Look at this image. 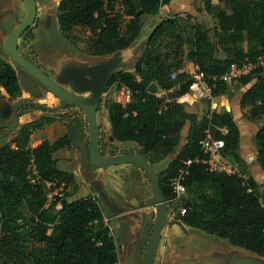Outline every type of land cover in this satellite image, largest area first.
I'll list each match as a JSON object with an SVG mask.
<instances>
[{"label":"trees","instance_id":"16d2710c","mask_svg":"<svg viewBox=\"0 0 264 264\" xmlns=\"http://www.w3.org/2000/svg\"><path fill=\"white\" fill-rule=\"evenodd\" d=\"M168 2L59 0L57 7L63 36L76 43L81 38L80 31L87 30L85 51L95 56H109L127 49L148 30L144 42L136 48L132 71L114 72L108 80V84L117 82V87L124 85L133 91L125 104L111 99L107 112L112 139L134 145L121 147L112 143L107 153L101 143L100 148L102 154L112 156L138 152L153 164L179 147L159 173L165 201L173 196L171 179L177 175L182 161L197 155L204 158L199 145L204 126L179 100L158 113L161 100L148 90L149 84L170 89L180 82V89L174 94L184 97L188 88V81L183 82L186 75L179 73L176 80H171L169 73L182 68L185 60L197 64L208 77H219L233 64L264 56V0H202L201 9L216 21L212 30L204 22L192 21L189 14H175L152 23L150 19L157 8ZM143 15H150L148 22H143ZM241 42H245L244 47L239 45ZM237 80L248 86L240 97V106L248 107L250 119H261L264 70L257 69ZM208 82L213 96L226 93L228 83L209 78ZM0 88L7 94L6 97L0 93V100L15 99L21 92L15 69L1 57ZM55 119L66 118L48 115L22 124L11 139L14 147L10 144L0 147V264H117V244L96 198L86 196L68 201L65 194L44 207L50 190L46 181L57 180L59 186L74 180L71 172L57 167L53 156L55 150L70 143L68 131L54 141L45 138L34 147L28 146L32 131ZM70 120L66 124L74 128L84 123L80 116ZM186 121V141L180 145V131ZM211 123L225 128L223 133L216 132L225 141L223 155L238 156L239 129L231 112L224 108L212 112ZM254 137L258 147L256 161L264 171V121ZM30 156L34 157L41 176L34 186L26 179ZM182 183L187 203L178 217L184 225L264 257V199L252 176L243 179L213 172L206 164L195 162L188 166ZM62 199L67 203H62Z\"/></svg>","mask_w":264,"mask_h":264},{"label":"rangeland","instance_id":"374dc122","mask_svg":"<svg viewBox=\"0 0 264 264\" xmlns=\"http://www.w3.org/2000/svg\"><path fill=\"white\" fill-rule=\"evenodd\" d=\"M58 2L59 0H36L37 10L34 23L29 30L20 35L17 42L18 50L23 57L34 63L52 78L62 68L72 62L75 65H92L112 57L113 55L95 56L85 51L84 40L89 35L87 30L80 31L81 38L76 43H71L63 36L59 30ZM196 5H202V0H195ZM155 12L154 18L151 20L152 23L158 17L164 15L163 5H160ZM15 15L16 17H14ZM24 15L25 8L22 0H0V57L13 66L21 88L19 96L11 100L2 99L0 104H11L18 99H27L39 101L49 106H56L60 103V99L52 93L46 92L43 86L14 62L4 49L5 35L8 29L19 22ZM149 18H151L150 15H143V22H148ZM194 20L203 21L210 30L216 24L215 19L206 13H200L197 19ZM147 33L148 30H145L141 40L136 43L137 45L133 44L118 53L119 62L114 71L115 73L132 71L136 48L144 42ZM222 44L225 45L224 42ZM222 44L218 45L220 49ZM239 45L244 47L245 42H241ZM184 63L185 69L188 71L191 62L185 60ZM25 80L30 82V85H28L31 88L30 91L23 87L22 81ZM227 85L226 93L228 94L234 91H242L237 79ZM116 86L117 82L106 84L105 89L101 93V102L98 105L96 114L100 129L99 140L105 153H107L106 149L109 145L115 143L114 139H107V136L110 135L107 105L113 97ZM63 87L70 89L68 83L63 84ZM0 93L7 97L3 88H0ZM78 94L86 96L88 92H79ZM187 97L188 92H186V97H180L179 99L185 110H187L185 102H189ZM214 100H212V103ZM200 102L208 105L209 100ZM203 111L205 113H199L198 116L202 127H205L209 111ZM20 112H24V117L26 116L32 121L46 113L45 110L37 107L21 108ZM74 112H77L84 121L81 134L85 153L79 154V157H83L86 156V144L88 142V127L83 111L78 108H66L57 111L59 114H66L67 117ZM0 114L3 116L2 111ZM9 119H11V115L6 118L0 117V122ZM187 129L188 122L186 121L180 131V145L186 140ZM67 131L68 127L64 122L58 119L52 120V122L32 131L28 146L37 145L39 140L45 138L48 141H54ZM6 133H8V130L4 128V130H1L0 135ZM7 144H10V142ZM10 146L14 147L11 144ZM178 148L174 149L173 155ZM74 153L75 147L73 144L60 147L53 153L57 167L73 174L74 180L72 182L65 181L62 183V196L66 194L69 201L91 195L96 198L103 214L106 216V223L115 238L119 264H131L139 260V256L143 253L146 241L152 231L156 214L153 204L148 201V198L152 196L148 177L141 169L132 164H121L104 169L93 167L91 168L93 172L90 174L89 170L82 167L80 163L75 164ZM250 155L252 156V154ZM227 156L230 160H236L242 172L248 173L250 166L246 155L241 156L238 154L237 158L233 154H228ZM172 157L167 159L170 160ZM250 160H252V157ZM249 169L251 170V167ZM102 189L107 195L103 193ZM259 194L262 195L261 189ZM55 201L58 200L55 199L52 202ZM173 207L174 205L169 204L171 210ZM152 264H264V257L258 256L240 246L231 245L225 239L194 227H187L184 230L178 225H165L161 231Z\"/></svg>","mask_w":264,"mask_h":264},{"label":"water","instance_id":"95a60500","mask_svg":"<svg viewBox=\"0 0 264 264\" xmlns=\"http://www.w3.org/2000/svg\"><path fill=\"white\" fill-rule=\"evenodd\" d=\"M22 1L25 8V15L20 19L19 23L12 28V30H10L11 27L8 29L9 33L4 41V49L14 62L20 65L25 72L37 80L47 92L52 93L58 99L62 100V102L54 107L39 101L27 99H18L11 104H0V112H3L4 110V113L2 114L3 116L0 114V117L6 118L11 115L12 118L10 123H4L2 122L3 120L0 122V131L4 128L7 130L9 129L11 132L16 130L19 124L17 111L22 105L37 107L45 110L46 113L54 112L63 107L72 105L80 108L83 111L87 122L88 142L86 144V156L80 157L78 163L87 170H90L93 167L104 169L121 164H132L141 169L150 181L152 196L148 198V201L153 204L156 214L152 231L146 241L143 254L138 264H152L160 240L161 231L165 225H178L184 230L189 226L184 225L178 215L171 214L172 210L167 208V204L160 189L159 173L167 166L173 157L170 160L167 158L173 156V154L159 162L151 164L147 161L144 155L138 152H128L113 156L104 155L100 152V129L96 119L97 106L101 101V93L105 89L110 76L114 73L119 62V56L117 55L120 51L122 52L125 49L116 51L111 54L113 56L109 59L92 65H75L72 62L65 68H62L60 72L55 74L52 78L34 63L25 59L18 50V39L20 35L34 23L37 10L36 0ZM14 17H16V15ZM67 75L70 76L68 79L66 77ZM80 81H82V83L80 87L74 89V93L67 91L63 87V84L65 83L77 84ZM22 83L24 85L23 87L28 91L31 90L28 86L30 85L29 81L25 80L22 81ZM148 90L151 92L155 90V84L153 82L149 84ZM86 91H91V95L84 97L78 94L79 92L82 93ZM46 113H43V116H48ZM68 135L71 144H73L76 149H80L82 154L85 153V146L82 142L81 132L77 129L75 130L73 127H69ZM8 138L9 135H0V139H3L0 141V147L7 143L6 141L9 140ZM109 138L112 139V136L109 135ZM115 144L121 147L134 145L133 142H115ZM102 191L107 195L103 189ZM62 203H67V200L62 199ZM184 203H187L185 197Z\"/></svg>","mask_w":264,"mask_h":264},{"label":"built area","instance_id":"2783aa9c","mask_svg":"<svg viewBox=\"0 0 264 264\" xmlns=\"http://www.w3.org/2000/svg\"><path fill=\"white\" fill-rule=\"evenodd\" d=\"M257 69L264 70V56H259L254 60L245 61L239 64H233L224 74L219 77L205 75L195 63H192L187 71L185 67L180 69L172 70L169 73V78L171 80H176L179 73H184L186 77L183 82L188 81V96L192 99H202L209 100L213 99L212 89L208 82V78L211 81H223L230 83L234 79H238L241 76H245ZM181 86L180 82H176L170 89L156 88L155 86V96L161 100V106L159 107L158 113L162 110L168 108L174 101L180 99L178 95H175V91L179 90ZM133 91L124 85L115 88L112 99L118 103L125 104L131 98ZM211 113L207 114V125L203 129V136L199 140L200 153L204 155L201 158L197 155L193 158H187L182 161V166L179 169L177 175L171 179V186L173 196L168 201H165L168 208L169 204L174 205L172 209V215L182 214L186 209V204L184 203V197L186 189L182 183L185 174L188 172V166L192 163L202 162L206 164L207 169L213 172H223L226 174H234L237 176L244 177L243 172L240 170L237 163L225 157L222 153L225 147V141L223 138L216 135V132L223 133L225 131L224 127L213 126L211 123ZM26 179L34 186L40 179V173L38 171L34 157L30 156L26 164ZM46 186L49 187L47 193L46 201L44 207H49L52 201L59 200L62 196V183L59 186L56 185L57 180L46 181ZM171 209V208H169ZM104 220L106 221L105 217ZM119 264V263H117Z\"/></svg>","mask_w":264,"mask_h":264},{"label":"crops","instance_id":"0c3cea01","mask_svg":"<svg viewBox=\"0 0 264 264\" xmlns=\"http://www.w3.org/2000/svg\"><path fill=\"white\" fill-rule=\"evenodd\" d=\"M201 8H202V5H196L195 6V0H169V2L167 4L163 5L164 15L162 17H158L153 23L155 24L161 18H164L167 16H173L175 14L179 15V16H184L186 14H189L192 17V21H195L194 19H197V16L200 13H206ZM156 16H158V15H156ZM151 20L152 19H150V21ZM183 67H185V65ZM240 87L242 88L241 92L236 90L238 92L234 91V92L229 93V94L225 93L223 95L214 96L213 97V99H215L214 102L212 103V100H213L212 99L211 101H209L208 105H204V103L200 102V101H202V99H192L191 97L188 96L187 98L189 99V102H185V105L187 106L186 111L191 112V113H195L198 118H199V116H198L199 113H201V114L205 113L203 110L209 111V112H219L222 108H224L225 110H229L231 112L233 120L235 121V123L237 124V127L239 129V148L236 151V153H238L241 156L246 155L247 159L249 160L248 165L251 167V170L249 169L250 167L248 168V173H245V172L243 173L244 177L247 178L248 176H252L254 178L255 182L257 183L259 188L262 190V198L264 199V171L260 168V166L258 165V163L256 161V154L258 151V147L255 143V137H254L257 130H258V127L264 121V115L262 116L261 119H258V120H253V119H250L248 117V115H247L248 107H241L240 106V97H241L242 93L247 89L248 86L240 85ZM184 97H186V95ZM183 98H181V99H183ZM20 109H21V107H19V109L17 111L18 116H19V124H18L16 130H14V132L12 131L10 133L3 134V135H9L8 139H10V140H7L6 142L7 143L10 142L11 145H14L12 143L11 139H12V137H14L16 135L20 125L32 121V120H29V118H27L26 116L24 117L25 113L20 112ZM10 120L11 119L3 120L2 122L10 123ZM67 127L69 128L72 126H67ZM81 128H82V126L75 128V130L77 129L78 131L81 132ZM30 138H31V135H30ZM81 138H82V134H81ZM2 140L3 139H0V141H2ZM40 142H41V140H39L37 143L39 144ZM69 144H71V141ZM33 146H36V145L34 144V145H32V147ZM77 148H78V146H77ZM74 154H75V157H74L75 164H78V160L80 158L79 154L81 155L82 151L80 149H76V147H75V153ZM250 154H252V156ZM251 157H252V160H250ZM92 172H93V169H90L89 173L92 174ZM104 217H106V216L104 215ZM141 256H142V254H141ZM141 256H139V260H137L131 264H138L140 259H141Z\"/></svg>","mask_w":264,"mask_h":264},{"label":"flooded vegetation","instance_id":"af4514ba","mask_svg":"<svg viewBox=\"0 0 264 264\" xmlns=\"http://www.w3.org/2000/svg\"><path fill=\"white\" fill-rule=\"evenodd\" d=\"M19 22H17L14 26H12L11 27V29L10 30H12V28L13 27H15L17 24H18ZM28 28H30V26L28 27ZM27 28V29H28ZM26 31V30H25ZM9 33V31H7V33H6V35ZM6 35H5V37H6ZM67 77V79L70 77L69 75H67L66 76ZM81 83H82V81H80L79 83H77V84H69V86H70V89H67L66 87H65V89L67 90V91H69V92H72V93H74V89L76 88V87H80V85H81ZM44 88V87H43ZM45 89V88H44ZM46 92H47V90H46ZM86 92H88V95H86V96H84V97H87V96H90L91 95V91H86ZM62 102V100H60V103ZM101 102V101H100ZM59 103V104H60ZM99 105V104H98ZM22 106H27V105H22ZM29 107V106H28ZM54 107V106H53ZM66 108H78V107H76V106H74V105H72V106H66V107H63V108H61V109H66ZM97 108H98V106H97ZM61 109H59V110H61ZM79 110H81L80 108H78ZM58 111V110H57ZM57 111H54V112H49V113H46V115H51L52 116V114H58V115H53L54 117L55 116H64L66 119L65 120H60V119H58L59 121H61V122H64L65 124H66V122H68V121H71L70 119L72 118V117H78V116H80L77 112H74L73 114H71L69 117H67L66 116V114H64V113H57ZM82 111V110H81ZM3 113H4V110H3ZM12 119V118H11ZM10 122H11V120H10ZM66 126H68L67 124H66ZM4 130V129H3ZM1 132V131H0ZM11 131L8 129V133H10ZM99 149H100V152H101V148H100V140H99ZM167 208H168V206H167ZM169 209V208H168ZM143 254V253H142Z\"/></svg>","mask_w":264,"mask_h":264}]
</instances>
